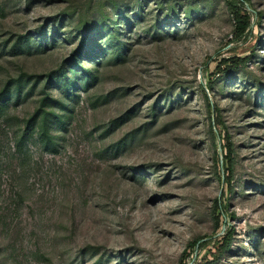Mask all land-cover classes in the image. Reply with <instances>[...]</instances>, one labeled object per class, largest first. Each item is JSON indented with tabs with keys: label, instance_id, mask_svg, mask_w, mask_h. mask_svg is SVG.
<instances>
[{
	"label": "rangeland",
	"instance_id": "obj_1",
	"mask_svg": "<svg viewBox=\"0 0 264 264\" xmlns=\"http://www.w3.org/2000/svg\"><path fill=\"white\" fill-rule=\"evenodd\" d=\"M242 15L0 0V264H264V0Z\"/></svg>",
	"mask_w": 264,
	"mask_h": 264
},
{
	"label": "trees",
	"instance_id": "obj_2",
	"mask_svg": "<svg viewBox=\"0 0 264 264\" xmlns=\"http://www.w3.org/2000/svg\"><path fill=\"white\" fill-rule=\"evenodd\" d=\"M250 0H227L229 6H231L233 13L237 19L238 22V34L240 36L245 35L246 31L248 30V28L251 25V21L249 17H245L244 15H242V10L244 8L245 5H247L249 3ZM226 63L229 62L231 63L233 66H230L229 63L226 64V66L228 67V69L230 70V68L236 69L240 64H243L245 62V59H239V58H230L228 60L225 61ZM212 89V86L210 87L209 90ZM209 101V100H208ZM40 129V136L43 140L48 141L51 144H55V137L51 134V129L50 126L48 125V122L46 123L44 120L43 125H41V127H39ZM214 131V130H213ZM222 152H223V171L222 174L223 176L226 177V180L228 182V184H230V176L228 177V174L231 173L232 169H233V165H232V156H233V148H232V144L229 145H222ZM223 205L220 206L219 210H223ZM221 241L223 244L221 246L223 252H227L230 248L231 245V240H232V232H228L227 236L225 237H220ZM199 242L195 243V246L198 244Z\"/></svg>",
	"mask_w": 264,
	"mask_h": 264
},
{
	"label": "water",
	"instance_id": "obj_3",
	"mask_svg": "<svg viewBox=\"0 0 264 264\" xmlns=\"http://www.w3.org/2000/svg\"><path fill=\"white\" fill-rule=\"evenodd\" d=\"M221 151H222V148L220 147ZM222 164H223V159H222Z\"/></svg>",
	"mask_w": 264,
	"mask_h": 264
}]
</instances>
